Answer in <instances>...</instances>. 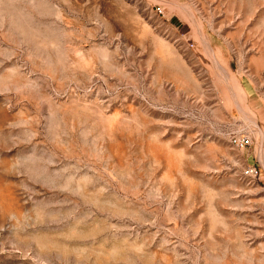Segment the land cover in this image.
I'll return each instance as SVG.
<instances>
[{
	"label": "rangeland",
	"instance_id": "374dc122",
	"mask_svg": "<svg viewBox=\"0 0 264 264\" xmlns=\"http://www.w3.org/2000/svg\"><path fill=\"white\" fill-rule=\"evenodd\" d=\"M0 264H264V0H0Z\"/></svg>",
	"mask_w": 264,
	"mask_h": 264
},
{
	"label": "built area",
	"instance_id": "2783aa9c",
	"mask_svg": "<svg viewBox=\"0 0 264 264\" xmlns=\"http://www.w3.org/2000/svg\"><path fill=\"white\" fill-rule=\"evenodd\" d=\"M232 139L233 143L237 146H244L249 143V140L246 137L240 138L238 136H233ZM243 176L246 179L255 180L260 176V170L256 166H246L243 169Z\"/></svg>",
	"mask_w": 264,
	"mask_h": 264
}]
</instances>
